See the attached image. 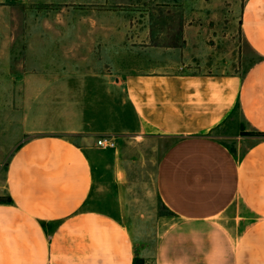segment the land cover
Wrapping results in <instances>:
<instances>
[{"label":"crops","instance_id":"0c3cea01","mask_svg":"<svg viewBox=\"0 0 264 264\" xmlns=\"http://www.w3.org/2000/svg\"><path fill=\"white\" fill-rule=\"evenodd\" d=\"M240 32L258 56L241 77L189 74L169 59L153 71L21 74L0 264H133L131 179L117 152L127 138L154 135L177 139L151 173L168 210L155 223L153 264H264V0L244 1ZM234 110L263 134L239 137L237 155L205 133ZM101 135L115 142L102 150L109 161L95 146Z\"/></svg>","mask_w":264,"mask_h":264},{"label":"rangeland","instance_id":"374dc122","mask_svg":"<svg viewBox=\"0 0 264 264\" xmlns=\"http://www.w3.org/2000/svg\"><path fill=\"white\" fill-rule=\"evenodd\" d=\"M244 1L0 0V202L8 200L6 161L22 137L21 74L153 71L165 69L169 59L171 69L189 74L241 77L258 60L240 32ZM243 126L234 110L229 121L205 133L237 155L239 137L261 136ZM175 139L127 138L117 152L131 179L124 219L134 245L133 264H153L160 232L155 223L168 210L151 188V173ZM102 150L99 157L109 161L111 151ZM100 197L94 191L89 206L96 207Z\"/></svg>","mask_w":264,"mask_h":264},{"label":"built area","instance_id":"2783aa9c","mask_svg":"<svg viewBox=\"0 0 264 264\" xmlns=\"http://www.w3.org/2000/svg\"><path fill=\"white\" fill-rule=\"evenodd\" d=\"M95 146L99 148L111 149L115 147V142L112 137L107 136V135H101L95 139Z\"/></svg>","mask_w":264,"mask_h":264},{"label":"trees","instance_id":"16d2710c","mask_svg":"<svg viewBox=\"0 0 264 264\" xmlns=\"http://www.w3.org/2000/svg\"><path fill=\"white\" fill-rule=\"evenodd\" d=\"M261 135H263V134L261 133Z\"/></svg>","mask_w":264,"mask_h":264}]
</instances>
